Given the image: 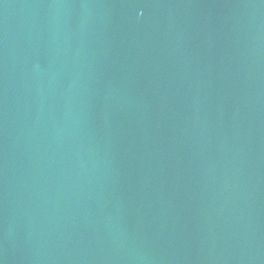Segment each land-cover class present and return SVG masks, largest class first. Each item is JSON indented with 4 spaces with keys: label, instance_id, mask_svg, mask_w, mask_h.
I'll return each instance as SVG.
<instances>
[{
    "label": "water",
    "instance_id": "obj_1",
    "mask_svg": "<svg viewBox=\"0 0 264 264\" xmlns=\"http://www.w3.org/2000/svg\"><path fill=\"white\" fill-rule=\"evenodd\" d=\"M0 264H264V0H0Z\"/></svg>",
    "mask_w": 264,
    "mask_h": 264
}]
</instances>
